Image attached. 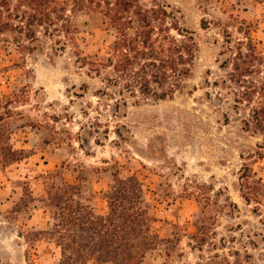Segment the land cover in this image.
<instances>
[{
  "label": "rangeland",
  "instance_id": "rangeland-1",
  "mask_svg": "<svg viewBox=\"0 0 264 264\" xmlns=\"http://www.w3.org/2000/svg\"><path fill=\"white\" fill-rule=\"evenodd\" d=\"M58 1L66 9L69 34L49 37L36 28L40 42L6 33L0 44V131L15 150L28 154L19 163L0 164V264H30L29 252L36 264H57L60 250L54 243L41 237L32 245L21 235L49 229L44 205L38 202L31 217L9 214L25 186L36 199L45 198V177L53 171L70 184L86 179L87 188L98 195L93 205L99 212L106 209L99 195L116 173L123 179L139 178L159 220L154 228L161 238H172L173 226L182 233L170 259L156 252L145 264H208L215 252L190 246L188 235L200 207L188 195L203 185L209 186L212 198L226 189L239 211L232 215L226 209L219 216L218 240L231 242L218 253L239 250L249 256L245 264H264V198L261 205H247L239 191L243 165L264 183V158L257 155L264 152V134L245 129L255 104L235 103L240 88L229 81L232 69L221 68L220 57L228 39L236 46L246 31L264 56V0H141L146 7L157 3L181 12L180 26L197 34L198 59L173 99L138 94L120 109L117 89L105 81L111 71L102 68L97 77L90 73L88 59L106 55L114 41L99 13L107 0ZM202 21L208 22L207 30ZM64 44L65 50L57 51Z\"/></svg>",
  "mask_w": 264,
  "mask_h": 264
},
{
  "label": "trees",
  "instance_id": "trees-1",
  "mask_svg": "<svg viewBox=\"0 0 264 264\" xmlns=\"http://www.w3.org/2000/svg\"><path fill=\"white\" fill-rule=\"evenodd\" d=\"M65 12L58 0H0V44L6 33L20 35L31 44L40 42L36 28L44 29L49 37L61 32L69 34ZM99 13L104 15V24L115 37L106 55L88 58L90 73L100 77L102 68L111 71L105 81L117 89L116 108L126 106L127 98H136L138 94L146 99H173L190 78L199 53L196 32L180 26L181 12L157 3L146 7L141 0H107L105 10ZM208 25L202 21L201 27L207 30ZM244 35L246 41H238L236 46L228 39V46L220 54L224 57L221 68L232 69L229 81L240 88L239 95L235 92V103L255 104L250 120L245 121V129L264 134V56L254 44L251 32ZM64 46L57 51H64ZM0 154V164L5 167L28 158L27 152L15 150L1 131ZM257 155L264 158L262 151ZM57 174V171L47 173L45 198L36 199L29 186H25L23 197L9 213L13 216L26 213L31 217L38 202L44 205L51 219L49 229L21 235L32 245L41 237L54 243L60 250L57 264H145L148 256L156 252L168 259L173 256L181 241V229L173 226V237L161 238L154 228L159 221L154 207L137 176L123 179L116 173L107 191L99 195L106 203V209L99 212L93 205L98 195L93 188H87L86 179L70 184ZM58 177L60 183L56 182ZM86 189L92 196L87 197ZM197 189L188 195L195 196L200 207L193 232L188 235L194 243L190 246L200 252L205 247L215 252L208 264H245L244 259L249 256L243 257L239 250L229 249L227 255L218 253L226 251L231 242L224 237L218 240V218L226 209L233 215L239 211L238 206L226 195V189H220L214 198L207 194L209 186ZM239 191L247 205L262 204L264 183L248 165H243L239 172ZM223 194L226 199L222 204L219 198ZM27 260L36 264L30 252Z\"/></svg>",
  "mask_w": 264,
  "mask_h": 264
}]
</instances>
